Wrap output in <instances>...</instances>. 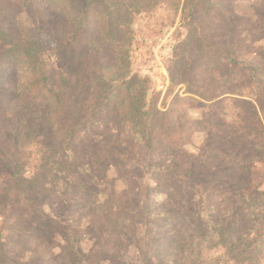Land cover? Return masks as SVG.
Segmentation results:
<instances>
[{
	"label": "rangeland",
	"instance_id": "rangeland-1",
	"mask_svg": "<svg viewBox=\"0 0 264 264\" xmlns=\"http://www.w3.org/2000/svg\"><path fill=\"white\" fill-rule=\"evenodd\" d=\"M182 6L183 0L180 3L164 0L140 6L131 12L130 32L123 40L128 51L130 77L148 78L152 90L160 94V105L164 102L178 60L184 55L189 56L188 50L182 46L188 33L182 27ZM76 12L80 13L81 7H77ZM200 24L205 42L204 55H201L203 66L193 74L190 82L199 94H208L214 88L218 98L207 102L196 95L183 94L180 90L183 86L177 88L176 93H181L183 101L174 107L170 129L159 132L155 138L158 146L156 158H149L154 164H162L150 168L148 172L137 164L120 162L114 153L111 154L120 142L115 140L111 126L107 127L102 122L101 129L85 130V139L76 140L70 147L87 163L96 156L99 169L87 178L73 171L70 178L62 179L60 184L52 174L54 160L50 158L52 152L58 151L60 134L48 130L42 110L37 109L34 115L27 118L26 113H18L17 102L8 92L0 95L4 117L13 121L7 122L5 127L0 118L1 136L10 140L15 133V125L22 122L19 119H23L27 127L35 126L30 131L20 132L27 136L23 141L25 145L20 149L25 155L22 153L19 156V160L26 164V171L14 180L8 168L0 167L1 186L3 180L13 186L11 199H7L3 186L0 187L1 250L6 264H124L128 260H145V257L152 263L164 260L177 238L174 233L178 227L177 218L174 227L165 232L157 227L154 244L146 256L140 253L132 239L135 231L115 227V222L122 216L120 208L131 199H143L142 188L145 185L150 187L149 197L154 208L162 200L164 196L160 190L166 179L158 175L164 169L177 167L175 183L186 180L194 188L201 183L198 160L207 159L208 168L204 173L212 178L210 195L220 208L222 204L226 205L224 200L227 198L231 199V204L237 202L239 186L245 196L257 188L264 190V139L260 155L256 158L236 154L235 149L222 148L226 127L234 128V133L246 132V127H238L242 125L238 122L239 116L251 117L248 123L257 120V129L264 132V0H218L207 21ZM66 26L65 14L52 7L49 0H38L31 6L25 0H0V54L11 39L19 35V29L26 27L31 37L45 46V51L38 58L50 83L60 82L66 68L58 62L57 45L65 36ZM228 53L232 54L234 62L223 57ZM112 54L107 46H103L96 55V62L106 68L115 59ZM11 85L6 86L11 88ZM85 98L83 105L90 107L92 99ZM172 99L173 96L169 97L164 111L170 107ZM239 100L252 103L256 115L249 116L243 103L240 105L242 109H239L235 102ZM70 105V111L75 114L80 105L72 100ZM176 110H180V116ZM168 134L175 136L176 146H167L164 138ZM255 148L252 146L250 149ZM142 153L147 161L145 147ZM189 170H192V175L185 176ZM227 170L231 172L227 174ZM232 177L235 180L241 178L234 185L236 188L228 186ZM19 180L22 182L20 186L15 184ZM43 191L51 194L43 196ZM185 206V196L179 194L173 208H167L172 213V210L177 212ZM38 209L53 214L59 221L57 229L52 230L54 236L51 239L34 231L39 225L32 224L30 215ZM124 210L132 212L130 207ZM124 222L130 225L136 223V229L141 230V221L127 216ZM67 232L79 237L77 246L80 255H76L74 247L68 242ZM163 242L168 243V247L161 248L159 245ZM245 247L243 241L233 240L223 244L193 231L181 258L191 261L190 264H264L263 249L250 251L248 261L240 262Z\"/></svg>",
	"mask_w": 264,
	"mask_h": 264
},
{
	"label": "trees",
	"instance_id": "trees-1",
	"mask_svg": "<svg viewBox=\"0 0 264 264\" xmlns=\"http://www.w3.org/2000/svg\"><path fill=\"white\" fill-rule=\"evenodd\" d=\"M36 1L38 0H25L29 6ZM49 1L52 7L63 12L67 19L65 36L59 40L57 45V59L65 65V75L62 76L60 82L50 83L38 58L45 51L44 44L40 40L33 39L28 28L21 27L19 35L13 37L8 47L0 54V68H2L0 70V95L8 92L12 100L17 102L18 113L24 115L26 113V117L34 115L37 109L42 110L45 112L48 130L60 134L58 151L52 152L50 157L54 160L52 174L55 175V180L61 184L62 179L70 178V173L73 171L87 178L92 175L93 171L99 169L98 159L95 162L96 156H94L93 163L91 161L87 163L84 157L75 154L70 147L76 140L85 139V130L101 129L102 122H105L107 127L111 126L115 140L120 142L119 145L114 144L117 146L111 150V154L114 153L120 162L128 161L137 164L145 172L150 171V168L154 166L161 165V162L155 165L150 159L156 158L155 152L158 146L155 144V138L157 134L170 129L172 116L175 114L174 107L178 102L183 101L181 93H176L177 88L183 86L180 88L183 94L196 95L207 102L218 98L214 88L208 94H199L190 82L193 74L203 66L201 55H204L202 50L205 48V42L200 32V27H202L200 23L207 21V17L214 11L218 0H183L182 27L187 29L188 33L182 46L184 50H188L189 56L184 55L178 60L176 71L172 73L170 86L161 105L159 104L160 94L152 90L148 78L130 77L128 51L123 40L125 41L130 32L128 25L131 12L144 4L164 0ZM167 1L180 3L182 0ZM77 7H81L80 13L76 12ZM103 46H107L115 58L107 64L106 68L96 62V55ZM223 57L231 62L235 61L230 53ZM9 83L12 84L11 88L6 86ZM85 96L92 99L90 107L82 103L86 99ZM171 96H173L171 105L164 111L166 102ZM190 99L193 98L190 97ZM71 100L76 105H80L75 114L70 111ZM235 102L239 109H242L240 105L243 103L248 108L249 116L256 115L255 106L252 103L241 100ZM3 111L4 109L1 108L0 118L3 119L6 127L7 122L13 121L10 117L5 118ZM176 111L180 116V110ZM86 113L87 117L84 118ZM250 119L251 117L239 116L238 122L242 125L238 127H246V132L238 134L234 133V128L226 127L227 131L222 135L224 150L235 149L236 154L242 153L251 158L260 155L264 132L257 129V120L248 123ZM19 121L23 122V119ZM22 122L15 125L16 130L10 140L0 134V167L8 168L14 180L19 179L26 171V164L19 160V156L22 153L25 155L24 151L20 152V149L22 145H25L23 141L27 136L21 135L20 132L30 131L35 127L33 125L27 127L26 123ZM164 140L167 146H176L173 134H168ZM252 146L256 148L251 150ZM144 147L147 149V161L142 153ZM205 161L207 159L198 160L201 183L194 188H191L186 180L175 183V178L178 177L177 167L176 169H164L158 175L166 179L160 190L164 197L157 202L155 208L150 202L148 185L142 188L143 199H131L127 201L128 204L120 208L119 213L122 211V216H119L115 222V227L118 229L126 227L130 232L135 231L132 239L135 240L143 256L147 255L154 244L157 227L165 232L174 227L176 218L178 220V227L174 232L177 238L174 245L169 247L171 252H166L164 260L152 263L145 257V260H128L124 264H190L191 261L182 259L181 256L184 255L187 241L193 231H198L203 237L212 240L215 238L223 244L233 240L243 241L246 247L242 251L243 260L240 261L242 263L248 261L250 251L264 250V190L257 188L245 196L239 186L237 187V202L231 204V199L227 198L224 200L226 205L222 204L220 208L221 206L216 204L210 195L212 178L204 173L208 168ZM229 171H226L227 174ZM191 173H193L192 170H189L185 176H191ZM239 179L241 178L237 180ZM237 180L230 178L228 186L236 188L234 185L237 184ZM15 182L18 186L22 183L21 180ZM2 186L7 199H11L13 186L4 180ZM2 186L0 184V187ZM49 193L51 194V192L43 191V196ZM179 194L185 196L186 206L177 212L172 210L171 213L167 207L173 208ZM38 197L40 198L41 195ZM129 207L132 208V212L124 210ZM30 216L32 224L39 225L34 229L35 232L49 239L54 236L52 230L57 229L59 221L53 214L38 209L34 210ZM127 216L134 221H141L137 222L141 230L136 229L138 225L136 223L133 225L125 223L124 219ZM67 235L68 242L74 247L76 255H80L81 251L77 246L79 237L71 236L69 232ZM159 246L165 248L168 247V243L163 242ZM1 249L2 233L0 232V264H6V260H3L5 254ZM169 257L171 260H167ZM82 261L85 263V260Z\"/></svg>",
	"mask_w": 264,
	"mask_h": 264
}]
</instances>
